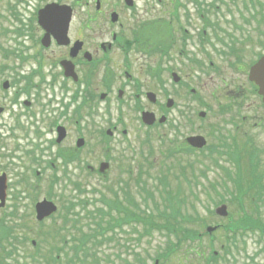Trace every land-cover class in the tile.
I'll return each mask as SVG.
<instances>
[{"label":"flooded vegetation","instance_id":"flooded-vegetation-1","mask_svg":"<svg viewBox=\"0 0 264 264\" xmlns=\"http://www.w3.org/2000/svg\"><path fill=\"white\" fill-rule=\"evenodd\" d=\"M54 6L69 8L71 16L67 37L61 41L56 39L54 28L47 31L42 25ZM202 6L171 0H36L34 19H26L25 12L16 24L9 19L22 37V74L38 81L23 85L22 110L14 105L7 117L0 113V147L6 146L8 139H22L25 175L21 192L26 172L36 175L39 170L38 183H71L75 102H84L92 93H105V105L114 100L127 117L142 118L149 112L155 114L157 121L167 117L165 123H173L170 118L177 101L183 104L178 116L190 117L192 123L205 113L197 109L196 103L198 107L204 103H187L186 99L206 92L210 84L219 80L217 91L205 96L216 91L214 97L220 102L216 116L228 117L230 132L225 136L230 140V150L233 151L231 140L240 131L248 136L251 127L260 128L263 118L251 109L264 108L260 102L248 99L252 85L245 67L235 63L239 53L233 50L230 38L220 34L222 28L217 21L208 23L201 19ZM40 11L44 12L42 23L38 19ZM52 17L63 18L64 14ZM204 27L206 30H201ZM66 69L70 77H66ZM44 79L50 83H40ZM172 100L174 106L170 108L168 103ZM248 115L260 122L250 127ZM240 118L244 125L236 127ZM200 126L198 131H205ZM60 127L65 130V138L58 144ZM39 144L46 145L45 159L51 161L56 174L51 173L44 160L33 157ZM19 231L22 235V215Z\"/></svg>","mask_w":264,"mask_h":264},{"label":"rangeland","instance_id":"rangeland-1","mask_svg":"<svg viewBox=\"0 0 264 264\" xmlns=\"http://www.w3.org/2000/svg\"><path fill=\"white\" fill-rule=\"evenodd\" d=\"M13 1H17V0H0V7H6V5H13ZM213 2L215 5L217 4V10L218 12H214L213 9H215V6H212L211 8H209L208 6H206L207 8L205 9H201V11L199 12V14H204L205 15V20L210 22V21H215L217 20V23L219 26V28L224 29V33L223 36H227L231 39V37L227 34V30H231L233 29V31L235 32L236 30V25H240L244 28V31H241L239 29H237L240 33L241 38H239V40L237 38H234L235 42L238 43H242L244 45H246V35H251L254 38V41L256 42H264V37L263 35H259L257 33L252 34L251 30L249 32V34L246 33V29L248 28V24L247 23H251L250 25H253L255 27H257L259 24H261L262 19H264V0H176L174 1V3L177 4H182V5H186L189 4L191 2H195L197 4L200 5H204V3L209 2L210 3ZM235 2V3H234ZM222 8V10L220 9V7ZM1 11V10H0ZM1 12H4V10H2ZM198 14V12H197ZM1 22L5 24V21L2 19ZM7 25V24H6ZM202 30H205V28H201ZM249 31V30H248ZM201 31V35H202ZM223 32V30H222ZM235 34H237L235 32ZM1 41V39H0ZM233 41V40H232ZM233 41V50L237 53L238 51H241L239 49V47L235 44V42ZM252 51L253 54H246L245 57V62L250 61L253 62L257 56V54L262 50V47L258 46V45H252ZM254 100H258L257 97H253L252 93H250L249 96V101L253 102ZM209 103L213 106V107H217L218 106V100L216 99H209ZM196 105L198 106V103H196ZM261 114V113H260ZM174 122L171 124H167L165 127H160L158 129H153V130H147L146 132H144V130H140L139 132H130L129 138L126 140V145L128 146L127 152H126V165H133L136 166V154L135 152L138 154V159H140V152L142 150H144V152H147L148 148H143L141 142H143L147 136V134H149L151 136V150L153 152V154L155 155V170L152 171L153 174H159V176H161V178H164L165 176H167V180L168 182H170L171 184H178V181L180 180L179 178H174L172 175H168L167 172V168L173 165L178 166V162L179 160L182 159H187V160H194V156L192 157H188L185 156L184 154L179 155L177 158H171L169 160L165 159L168 151H170L173 147V149L175 148V142L174 145L169 144V139L172 140H177V144L178 146H180L182 139L189 135L192 132V129H190L188 127V124L186 123V120H180L177 116V113L174 114V118L172 119ZM201 120H197L194 121V123L196 124L194 127L195 131H198V126L199 124L204 125L206 128H210L216 125V123H220V120L217 118L216 113H212L210 114V116L208 115L205 122L200 123ZM222 123V127L224 129V131L226 132L229 129V122H228V117L225 118L224 122ZM178 124L181 127V132H176L173 129V125ZM204 134L205 131H204ZM211 136V135H209ZM124 140H122L119 136L116 138V141L113 142V144L119 145L121 142H124ZM257 143V146L260 148H264V133L262 135L261 138V142H258L256 139L255 141ZM211 143H213V141H211ZM214 144V143H213ZM124 147V146H123ZM100 153V152H99ZM99 155H102V153H100ZM221 165L223 167H228V164L225 162L224 159H221ZM262 162L263 165L261 167V171L264 172V155L262 158ZM116 167V166H115ZM113 167L114 172L112 173L113 175H111L110 178H114L111 182H115L119 179V175L117 174V167L115 168ZM207 171V178L200 176V172L201 171ZM17 173V171H15V174ZM174 174H179V169L177 170H173ZM17 175V174H16ZM155 175V176H156ZM198 178V186L196 185H192V188L194 190V193L196 195H199V202H197V207L193 208V205H191L192 201H189V204L187 206V212L189 213L188 215H190V217L192 216L191 213H195L197 211H200L201 215L200 218L202 219V221H206V222H217L218 224H226L227 221H221L220 218H213V215H211V211H215L216 209V204L218 203V201L224 196L226 197V199H228L227 197H229V195L227 194L226 191H224L222 188L219 190V195H217L216 193H212V196L214 197L215 201H209L207 194L204 192L205 191V187H209L210 183H216L217 181L221 182L222 181V169L214 166L212 164L211 161H206L204 159H202L201 164H196V167L194 169L193 172H191L190 170H188V173L186 172V179L187 182L190 180H193L192 177H196ZM14 179V178H13ZM71 180V185L68 187V189H65L62 192H57V197L55 199H52L54 202H56V205L58 206L61 214L60 215H64L65 211L61 210V209H66L67 206L66 201L67 199H73V203H75L76 208L75 210L72 212L74 213V215H71L69 218H75L76 216H79L82 219V222L80 225L77 226V228L73 229V239H74V243L73 245L69 248V250L67 251H62V254L65 255L62 264H66L67 261H69L73 255L75 250L77 249V245L79 244V241L82 237V233L83 232H88L90 230V226L91 222L90 219L88 217H86V215H77L78 213H82L83 212V206L80 205V201L81 202H85V204L89 207L87 210L90 212L95 211V209L97 207H100L99 203L102 200V196L104 195L107 197V199H111L114 195V193L118 192V194L120 195V198L123 199V188H117L118 190H114L112 192H110L109 189H107L104 184L105 181H98V180H90L89 179V185H88V189H93L96 187L97 189V193L96 194H92L91 192L88 193V195H85L83 197H80V191L83 189L82 186L80 185H84L82 183H84V179H82L81 176H71L70 178ZM76 181V184H75ZM185 182V183H184ZM181 184L183 185V190H185L186 192H189L186 185H188V183H186V181L181 178ZM73 185H79L77 187H74ZM111 186L114 185L113 183L110 184ZM176 187V186H175ZM137 188L133 187V192H136ZM43 192L45 191V189L42 190ZM109 192V193H108ZM15 193H19L18 190H15ZM13 193H11L12 196ZM144 194V193H143ZM157 200H159L158 196L156 197ZM145 199V198H144ZM193 200V199H192ZM17 201L19 202V199H17ZM97 201V202H96ZM17 202V204H19ZM147 203L150 205V207L154 208V210L157 209H162L161 207V202H151V201H147ZM9 204V208L7 206L5 212H10L13 209V205H14V200L11 198ZM20 214L22 213V215H28L30 213L33 212V201L31 199H27L24 200L22 202V206L20 204ZM229 208V207H228ZM186 207L183 209L185 211ZM230 213L231 211H234V208L231 207L230 209ZM19 211V210H18ZM14 213V212H13ZM264 213V211H263ZM239 214V213H238ZM238 214H234V215H238ZM240 215V214H239ZM29 216V215H28ZM30 219V217H29ZM58 219V218H56ZM94 219V217L92 218ZM25 219L22 218V222ZM28 224H30V226L33 224L32 221H27ZM208 226H214L213 223H207ZM44 227L50 229L49 231H53L54 232V236L56 235L55 233V228L53 227V222L51 221V223L46 224ZM44 227H34V229L32 231H28V229H24V231H22V236L25 237L26 235H28L29 240L26 243V245H22V251H24L22 253V257L24 255H26V258H31L30 260H28L27 262H23L24 259H20L21 264L25 263V264H33V258H39V255H50V252L53 251H57L61 246H63L61 244V242H57L56 244H54L55 242V237L53 240L49 241L48 243H43L42 244V251L41 252H37L36 250H33L31 248V240H34L36 242L39 241V236L38 233L44 228ZM194 229L196 231H200V229L195 228ZM80 232H79V231ZM139 231H143V227H138ZM205 230V228H204ZM92 232H90L88 234V236H93V230H91ZM126 231H128L127 233H119L120 235V239L119 241H121L120 243L122 244L121 246H119V244L117 242H112L110 244H105L104 246L100 248H98V253H100V256L105 258L104 263L103 264H122L123 261H128L131 263H135V264H139L136 260V256L133 253H128L126 251L125 246H133L134 250L136 253H141L143 255V257L145 258V260L147 261V264H154L155 260H156V256L161 253L166 246V243L169 242V237H166L164 234H160V233H155L153 235V237H145L140 246L139 242H137L135 239L138 237V234H131L133 233L131 226L126 228ZM219 237H225V234H223L222 232L218 234ZM131 237H134L135 239L132 240ZM52 239V238H51ZM92 239L88 240L86 242L87 246H85L84 248L86 250L90 249V245H91ZM217 242L219 243V241L217 240ZM210 243V239L206 238L203 242L202 245H208ZM253 244L252 240H249V252H250V248ZM37 249V248H36ZM255 249V248H253ZM27 251V252H26ZM253 251V250H252ZM61 254V255H62ZM98 256V258L100 259L101 257ZM264 259V255L261 257L260 261L262 262ZM237 260L239 262V264H243L244 262V257L243 255H237Z\"/></svg>","mask_w":264,"mask_h":264},{"label":"water","instance_id":"water-1","mask_svg":"<svg viewBox=\"0 0 264 264\" xmlns=\"http://www.w3.org/2000/svg\"><path fill=\"white\" fill-rule=\"evenodd\" d=\"M251 78L253 80H256L262 86V89L264 90V63L254 67L252 69ZM49 206L50 205L46 204V203L45 204H41L40 207H39V211L40 212H44V211L48 210V208L50 209ZM225 210H226V208L222 207L217 212H218V214H220L222 216H227V213H226ZM209 231H211V230H209Z\"/></svg>","mask_w":264,"mask_h":264},{"label":"trees","instance_id":"trees-1","mask_svg":"<svg viewBox=\"0 0 264 264\" xmlns=\"http://www.w3.org/2000/svg\"><path fill=\"white\" fill-rule=\"evenodd\" d=\"M242 171H240V173H241ZM112 208L113 209H118V206H117V204H113L112 205ZM123 212L125 213V215H129V212H126V211H124L123 210ZM94 217V219H92ZM93 217H91V224H95V222L94 221H96L97 219H98V216H93ZM138 220H139V222H142L143 220L140 218V217H138ZM76 224H77V222H76ZM246 226H248V225H246ZM98 231H99V229H96L95 231H93V232H95V236H94V238H96L97 237V233H98ZM146 233L148 234L149 233V231H146ZM193 237H195V235H192ZM90 250H92V248H90ZM52 258V262H48V261H46V263L45 264H56V263H58V264H62V261L60 260V261H56V259H55V257L53 258V257H51ZM95 261V260H94ZM37 262V261H36ZM38 263V262H37ZM66 264H71V263H66ZM73 264H83V262L80 260L79 261V263H78V261H75ZM95 264H96V261H95Z\"/></svg>","mask_w":264,"mask_h":264}]
</instances>
